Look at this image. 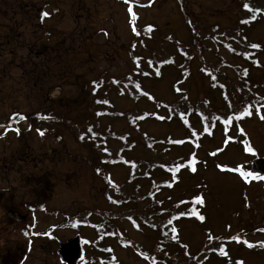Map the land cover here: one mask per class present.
<instances>
[{
    "label": "trees",
    "instance_id": "1",
    "mask_svg": "<svg viewBox=\"0 0 264 264\" xmlns=\"http://www.w3.org/2000/svg\"><path fill=\"white\" fill-rule=\"evenodd\" d=\"M175 2L186 34L178 35L179 26L169 23L167 28L172 29H165L153 20L137 26L119 50L130 59L123 70L82 65L80 60L88 53L70 49H61L56 56L59 66L41 67V130L65 145L67 137L73 139L92 174L108 177L103 190L107 213L99 211L93 218L99 243L92 264L122 262L116 247L132 261L136 254L148 264H247L229 247L261 245L264 249L262 205L247 218L239 215L237 222L227 221L225 231H216L209 224L211 213L204 210L208 196L214 199L224 186L221 182V187H214L211 173L237 169L251 173V159L262 148L247 123L260 118L264 122V32L259 30L264 26V0H228L230 6L225 8L212 7L206 0ZM203 5L207 8L200 9ZM93 44L89 52L102 54ZM255 44L260 47H252ZM92 81L99 85L95 91ZM59 84L66 90L74 85L75 90L71 87L69 95L56 99L46 96ZM118 100L127 106L119 107ZM151 122L165 124L168 131L156 135ZM257 127L259 123H254ZM231 149L249 158L225 162L222 156ZM193 158L195 163H189ZM177 164L182 167L173 170ZM117 165L123 167L120 180L111 171ZM256 176L263 177L249 175L242 186L244 194ZM216 206L224 213V204ZM200 215L205 219L201 221ZM193 220L205 232L196 246L181 235L183 223ZM129 231L139 232L142 238L135 239Z\"/></svg>",
    "mask_w": 264,
    "mask_h": 264
},
{
    "label": "rangeland",
    "instance_id": "2",
    "mask_svg": "<svg viewBox=\"0 0 264 264\" xmlns=\"http://www.w3.org/2000/svg\"><path fill=\"white\" fill-rule=\"evenodd\" d=\"M190 1L192 2V0ZM9 2L10 0H6L8 5ZM30 2L35 6L40 4V0H30ZM206 2L212 7L218 6L225 8L228 4L230 6L228 0H212V2L206 0ZM193 4L195 5V3ZM43 5L46 6L47 10L52 12L50 15L45 16L43 20V26L49 27L54 33L49 42L59 39L64 34H71L76 31L79 32L83 29L88 32L87 34H92L91 36L94 41L99 45L97 46L100 50L99 53H102L92 54L90 57L85 56L86 58L83 64L93 65L98 69L109 68L110 71L123 70L127 67L128 62H130L127 52L119 54L118 50H123L132 37V19L130 13L127 11L128 5L124 4L125 7L117 0H41V6ZM195 8L199 10L197 6ZM206 8L207 6L203 5L200 9ZM132 9L134 12L135 10L142 11L143 21H156L165 29H172L171 25L179 26L177 31L178 35L182 36L186 34V32H184L182 13L175 0H136L134 3L132 2ZM77 11L84 13L85 16H79L80 18L77 17ZM3 16L4 14L0 13V19ZM29 18L31 21L35 20L32 18L31 14ZM169 23H171L170 28H167V24ZM49 28L43 29L46 31V29L48 30ZM259 30H263L262 32H264V26L262 25ZM92 51H94L93 48ZM114 55L116 57H114ZM0 62L2 61L0 60ZM231 74L232 72H230L229 75ZM55 86L51 91L53 97L59 95L58 86ZM71 87H73V91L75 90L74 85L68 86V90H66L68 93ZM5 88L6 79L1 76L0 91H4ZM5 103L4 101L0 102L1 120L6 118V111L9 110ZM117 104L121 108L127 106L125 102L121 100H118ZM15 106L29 112L41 107V97L32 96L31 94L28 100L27 98H18V104ZM260 119V121L257 119L250 120L247 123V129L250 131L255 141L261 144L262 148L260 147L261 150H259L257 154L259 156H264V122L262 118ZM13 122L17 124H14L13 128L8 130V136L0 138V158L3 159L7 157L8 159H15V167L12 170H4L0 159V192H5L7 189L8 192L11 193L10 196L13 195L20 201L29 200L30 202H33L35 197L39 195L41 196V202L47 204L48 208L59 210L56 213L50 211L45 212L43 215L41 214V229L55 224L57 222L56 220H59V217L66 218L67 215L73 212L88 214L92 219L97 217V212L99 211L107 213V207L102 197L104 195L101 191L106 184L105 180L100 175L94 176L92 174V169L88 162H76L77 157L78 159L82 158L79 157L77 153H83V151L73 139L67 137V141L69 142L65 145L54 137V135L47 134L41 136L34 128L25 130L28 126V120H26L22 128L20 124L23 123V121L16 119ZM254 123H259V127L254 129ZM117 125L120 126L121 122L119 121ZM150 125L152 131L156 135H164L165 131H168L167 126L163 123L151 122ZM16 128H19V133L15 131ZM174 133V135H177L179 132L177 133V131H175ZM261 136L262 140L260 142ZM260 144H256L258 148ZM49 149H54L56 154L51 151L47 153ZM36 157H41L40 168H38V165L35 164L34 159H32ZM248 158V156L237 149L228 150V152H225L222 156L225 162L244 161ZM9 161L10 160H7V162ZM105 166L106 165H104V167ZM51 168H53V171L50 173L48 170H51ZM120 169H123L120 165L114 166L111 169L113 178L118 180L121 179L120 176L122 172L119 171ZM211 178L214 187H221V182L224 184V186H222L223 190L219 188L217 196L215 192L214 199L211 200L208 196V208L204 209L211 213L209 214V224L215 228L216 231H225L226 222H237L239 215H242L243 218H247L254 212V208H257L258 204L262 205L259 212L264 213V188H262L261 180H252L251 184L246 186V194H244L242 186L243 183L249 179L248 177H243L236 173H218L215 170L211 173ZM35 188L41 189V195L36 194L33 190V192H29L30 197L26 191ZM105 188L106 187H104V189ZM246 196L250 199V202L245 201ZM260 196L263 197L259 198ZM216 204H221V207L224 204V208H226L224 213L221 214L217 211ZM238 209H241V212H233ZM15 210L19 212L18 209ZM2 214L3 209L0 210V217ZM81 219L83 218L78 217L77 220ZM61 222H63V220ZM0 223L2 222L0 221ZM124 223L127 224V222ZM179 223L182 222L180 221ZM61 224L62 225L57 224L58 226L55 228L61 240L74 236L79 232L78 230L81 229L79 224L75 226L71 221L69 223L65 221V223ZM16 226L17 224L15 223L13 225L7 224L2 226L1 229L5 230V235L12 234L14 241L19 242L21 240L19 236L21 232L15 228ZM85 229H83V234L87 235L90 240H96V233L94 235L95 227L88 228L86 232ZM129 234L135 239L142 238L139 232L132 231L131 233L129 231ZM181 235L193 246H196L200 245L204 240L205 232L194 222L186 221L183 223ZM258 238H260V235L255 236V239ZM55 242L56 241H46L44 238H41V263L38 259L30 257V262H25L24 264H63L55 254L57 248L56 243H58ZM98 243L99 241H97V244ZM96 246L97 245H94L92 242L85 243L86 257L91 262ZM230 248L233 253H239L247 264H264L263 248H258L257 250H251L246 246L240 249L232 246H230ZM118 251L124 264H133L130 261L131 259L116 247V252L118 253ZM135 261V264H148L139 257H136Z\"/></svg>",
    "mask_w": 264,
    "mask_h": 264
},
{
    "label": "flooded vegetation",
    "instance_id": "3",
    "mask_svg": "<svg viewBox=\"0 0 264 264\" xmlns=\"http://www.w3.org/2000/svg\"><path fill=\"white\" fill-rule=\"evenodd\" d=\"M4 1L0 3V13L4 14L0 19V60L2 61L0 62V77L6 79V88L5 93L0 92L4 94L0 102H6L9 110L6 111V118L0 121L8 122L0 125V129L7 128L13 120L14 106L18 104V98L28 100L31 94L41 97V67L59 66L60 63L56 56L61 49H65L64 45H66L62 44L57 47L46 45L45 34L41 32L39 22V18L41 21V0L38 6H30L25 0H10L9 5ZM30 14L35 19L34 21L30 20ZM70 45L72 49L82 46V44ZM81 51L80 49V53ZM0 133H2L1 130ZM0 159L4 170H12L15 167L13 158ZM32 159L40 167L41 157ZM7 160L10 161L7 162ZM33 190L41 195L39 188L26 192L29 194ZM10 195L7 189L5 192H0V210L3 209L0 217L2 222L0 223V264H24L30 262V257L38 259L41 263V196L35 197L33 202L28 200L15 203L13 201L17 198ZM11 208L25 213V219L17 221L8 218L7 211ZM14 223L17 224L15 228L21 232L19 242L14 241L12 234L5 235V230L1 229L4 225Z\"/></svg>",
    "mask_w": 264,
    "mask_h": 264
},
{
    "label": "snow or ice",
    "instance_id": "4",
    "mask_svg": "<svg viewBox=\"0 0 264 264\" xmlns=\"http://www.w3.org/2000/svg\"><path fill=\"white\" fill-rule=\"evenodd\" d=\"M125 2L128 4V9H127V11L131 14V17H132V20H133V23H134L135 20H136L137 14H136V13L133 11V9H132V0H125ZM243 6H244V8H248V7H249V5L246 4V3H245ZM256 11H259V9H257ZM42 15H43V16H48V15H50V14H49L47 11H45V12H43ZM148 27L151 28L152 26L149 25ZM133 31H134V32L136 31V28H135L134 26H133ZM105 34H106V33H105ZM138 34H139V33H137V35H138ZM252 47H254V48H259L260 45H259V44H255V45H252ZM245 55H247V53H245ZM92 83H93V85H95V87L93 88V91H95V90H96V87H99V85L97 84V81H92ZM137 86L139 87V85H137ZM102 103L107 104L108 101H107V100H104V101H102ZM244 112H245V113H248V109L245 108V109H244ZM241 114H243V113H241ZM248 114H251V113H248ZM13 115L15 116V115H19V114L14 113ZM25 118H26V117L20 115V119H25ZM230 120H231V117H229L228 120H225V123H229ZM9 127H10V125H9ZM5 130H7V129H5ZM15 131H16L17 133H19V128H16ZM88 131L91 133V135H92L93 137L97 135V133L92 132L91 127H89ZM205 131H207V129H205ZM37 132H38L40 135H43V134H44L43 130H41V129H37ZM0 135H3V133H0ZM81 138H83V136H81ZM103 151H104V152H108V148H104ZM247 151L251 152V151H253V149L248 148ZM189 163H193V164H194V163H195V159L193 158V160L190 161ZM180 167H182V165H179V164L174 165L173 170H176V169H178V168H180ZM99 171H100V169L98 168V169H97V172H99ZM193 171H195L194 168H193ZM241 174L244 175L245 177H247V176H249V175H253V173H243V172H242ZM195 199H196L197 201H200L201 203H203V199H202L201 196H196ZM192 211L195 212V209H193ZM182 215H183V213H182ZM199 219L202 221V220L205 219V217H204L203 215H200V216H199ZM173 231H176V230L173 229ZM26 234H27V233H26ZM209 239H211V237H209ZM236 239H239V238L236 237ZM245 243H248V242L245 241ZM260 243H261L262 245H264V242H260ZM250 246H251V245H250ZM241 264H243V262H241Z\"/></svg>",
    "mask_w": 264,
    "mask_h": 264
},
{
    "label": "water",
    "instance_id": "5",
    "mask_svg": "<svg viewBox=\"0 0 264 264\" xmlns=\"http://www.w3.org/2000/svg\"><path fill=\"white\" fill-rule=\"evenodd\" d=\"M252 170L264 174V157H258L252 162ZM80 252L79 238L71 239L67 244L62 245L60 253L66 261L75 259Z\"/></svg>",
    "mask_w": 264,
    "mask_h": 264
}]
</instances>
